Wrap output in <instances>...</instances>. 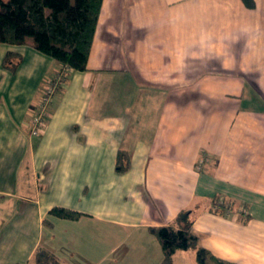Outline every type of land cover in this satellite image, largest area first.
<instances>
[{"label":"crops","instance_id":"1","mask_svg":"<svg viewBox=\"0 0 264 264\" xmlns=\"http://www.w3.org/2000/svg\"><path fill=\"white\" fill-rule=\"evenodd\" d=\"M59 67L0 42V264H162L149 228L186 208L210 254L264 264V0H102L86 69L31 136L28 107Z\"/></svg>","mask_w":264,"mask_h":264},{"label":"trees","instance_id":"2","mask_svg":"<svg viewBox=\"0 0 264 264\" xmlns=\"http://www.w3.org/2000/svg\"><path fill=\"white\" fill-rule=\"evenodd\" d=\"M101 2L102 0H0V42L11 45L30 44L38 52L60 63V67L67 65L72 70L83 71L86 69ZM242 2L248 8L254 6V0ZM20 60V53L7 50L2 65L14 71ZM124 155L126 156L125 153ZM124 155H117L116 166L119 170L124 168L121 164ZM125 156L123 159L127 160ZM218 204L221 211L227 209L223 202ZM49 213L67 219H75L80 215L78 211L62 206H53ZM192 222L191 209L186 208L179 211L168 225L149 228L160 242L162 264H171L172 254L176 250L189 248L195 250L198 264H233L213 256L198 245V238L192 232ZM46 223L50 225L48 220Z\"/></svg>","mask_w":264,"mask_h":264},{"label":"built area","instance_id":"3","mask_svg":"<svg viewBox=\"0 0 264 264\" xmlns=\"http://www.w3.org/2000/svg\"><path fill=\"white\" fill-rule=\"evenodd\" d=\"M70 68L67 65L60 67L52 76H46L40 87V94L34 100L31 112L25 124L29 135L39 136L43 133L44 126L50 115L49 106L52 102L56 88L64 80Z\"/></svg>","mask_w":264,"mask_h":264},{"label":"rangeland","instance_id":"4","mask_svg":"<svg viewBox=\"0 0 264 264\" xmlns=\"http://www.w3.org/2000/svg\"><path fill=\"white\" fill-rule=\"evenodd\" d=\"M47 76H50V75H47ZM66 76H67V75H66ZM42 79H43V80H40L41 83H40V85L38 86V89H37L38 91H40V87H41V85L43 84L45 77L43 76ZM57 89H58V87L56 88V90H57ZM37 95H38V93H37ZM36 98H37V97H35L34 100H36ZM31 104H33V103H31ZM50 107H51V105L49 106V109H50ZM31 108H32V105H29V107H28L29 111H30Z\"/></svg>","mask_w":264,"mask_h":264}]
</instances>
